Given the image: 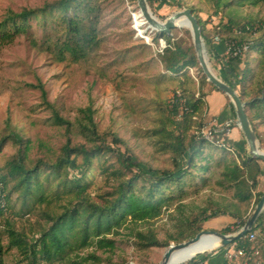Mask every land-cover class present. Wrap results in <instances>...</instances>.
<instances>
[{
  "label": "rangeland",
  "instance_id": "rangeland-1",
  "mask_svg": "<svg viewBox=\"0 0 264 264\" xmlns=\"http://www.w3.org/2000/svg\"><path fill=\"white\" fill-rule=\"evenodd\" d=\"M51 1L54 0H0V21L9 10L17 12L24 7L34 8ZM165 1L166 3L156 1L150 6L146 0L155 18L164 21L174 12L192 8L194 14L203 22L204 31L209 33L214 43H218L214 40L217 34L214 30L215 25L225 24L230 17L239 24L247 20L264 23V1L257 4L249 2L239 4L238 0H222L219 3L217 0ZM224 1L228 4L222 3ZM97 2L100 10L96 24L98 44L84 57L74 59L67 52H60L64 35L55 18H48L46 22L31 18L26 32L16 34L10 40L0 41V138L15 131L24 140L28 139L30 141L26 159L28 165L37 159L46 161L56 159L62 144L66 141V132L63 126L53 122L51 108L44 101L39 87L42 85L46 90L47 100L61 116L70 121L81 116L79 108L87 105L90 95L95 109L94 120L100 134L116 133L125 142L119 144L120 149L123 151L128 147L137 161L148 162L158 168L172 169V152L163 150L161 139L166 133L178 132V129L174 128V121L181 119L180 114L175 116L170 114L169 99L175 90L179 89L187 97L192 95L195 97L197 92L204 93L199 120L201 125L209 127L216 118L222 121L232 120L234 128L226 137L231 145L239 140L240 149L233 145L236 153L230 154L240 163L236 154L242 150L249 153V147L246 141L243 142L244 136L236 123L235 110L230 104L229 97L222 91L214 89L212 83L207 81L202 87L199 85V80L204 74L199 63L185 67L179 74H171L164 68L160 60L161 53L157 51L160 32L156 28L148 27L147 22L139 23L141 17L136 18L140 10L137 0ZM218 34L220 38H224L227 31L222 30ZM170 36L171 41L174 38V43H179L182 48H189L190 53L195 52L188 27L176 26L171 29ZM204 46L212 71L223 79L219 76L221 66L208 55L205 42ZM257 57V53L250 51L245 64V57L239 64L241 70L246 65L254 71L253 77L245 82L243 87L241 85L236 88L238 93L240 91L246 93V99L259 92L257 85L260 83V77L255 67ZM209 106L216 107L217 110L220 106L224 108L214 115L209 113ZM8 117L9 125H6ZM194 129V126H190L187 130L185 142L192 139ZM254 134L259 145L264 148V119L256 122ZM167 137L171 139L169 134ZM71 139L72 143H84L79 134H71ZM109 142L110 136H106V143ZM18 145L12 139H7L2 145L0 172L5 170L4 164L16 153ZM204 151L211 153L214 158L222 153L220 147L216 146ZM105 153L94 161L87 178L89 180L87 189L98 200L101 199L98 195L110 190L112 185V182L104 180L98 172V165L103 159H107L108 163H116L110 152ZM259 164L261 173L258 175L256 188L252 191L253 197L248 201L239 202L232 189L218 183L222 179L221 168L215 170L209 184L198 191L194 192V186L186 187L189 193L178 207L174 208L175 205H172L169 210H165L159 218L151 222L158 238L162 241L168 239L167 246L137 249L132 243L133 236L129 230L133 226L144 228V224L138 223L128 224L119 230V234L112 235L116 241L112 250H94V247L90 246L81 249L79 254L86 255L95 251L102 259L99 264H158L165 248L172 243L176 244L169 238L175 234L177 220L198 215L204 206L213 210L218 206L220 215L203 222L199 221L198 225L202 229L219 231L228 227L230 230L228 233L235 232L242 226L241 221L247 219L256 205L254 193L264 192V161L260 159ZM70 174L78 176L79 169L71 170ZM62 195L66 199V195ZM12 198H15V194ZM64 201L55 199L48 204L35 205L29 213L15 216L13 211L19 209L18 200L12 210L9 212L6 210L3 216H0L2 243L6 244L7 241L6 235L2 232L5 217L12 219L18 229H23L30 236L36 237L35 230L46 223L43 212L60 211L59 205ZM174 203H178L177 199ZM255 233L257 238L255 236L251 246L254 245L258 253L251 255L250 260L258 264L262 258L260 251L263 234L259 229H256ZM215 252L206 251L198 256ZM3 259L4 264L26 263L14 248L4 253ZM241 262L242 258L235 259V264ZM243 262H246L245 259ZM38 264L59 262L49 263L40 260Z\"/></svg>",
  "mask_w": 264,
  "mask_h": 264
},
{
  "label": "trees",
  "instance_id": "trees-1",
  "mask_svg": "<svg viewBox=\"0 0 264 264\" xmlns=\"http://www.w3.org/2000/svg\"><path fill=\"white\" fill-rule=\"evenodd\" d=\"M156 1L166 3L165 0H147L150 6ZM221 1L217 0V3ZM259 1L264 0H238V3L257 4ZM222 3L228 4L227 1ZM98 6L97 0H54L34 8L24 7L17 12L9 10L0 21V41L10 40L16 34L26 32L31 18L44 22L48 18H55L62 27L64 35L60 52H67L72 58L79 59L98 44L96 25L100 12ZM191 11L194 14L192 8ZM194 16L200 26L208 55L217 62L218 66H221L219 76L228 81L235 90L237 86L243 87L244 83L254 75L252 68L246 65L242 70L239 68L243 57L245 64L250 51L258 54L255 67L260 77V83L257 85L259 92L247 99L244 91L237 92L245 103L246 114L255 131L256 122L264 119V23L247 20L239 24L230 17L225 24L215 25L214 30L217 34L226 30L228 36L221 37L218 43H214L209 33L204 31L200 17L197 14ZM246 26L249 27V31L246 30ZM234 27L240 28L242 32L235 33ZM159 34L167 43V47L160 54V60L166 71L179 74L187 66L198 65L195 52L190 53L189 48H182L179 43H174V38L171 41L170 34ZM228 38L237 39L239 42L251 40L252 43L243 57H227L222 52L225 50L224 41ZM205 82L207 79L203 74L199 85L202 87ZM39 87L44 101L51 108L53 122L65 128L66 141L54 161L37 159L33 164L28 165L26 164L30 148L28 139L24 140L15 131L0 138V149L7 139L19 144L16 153L4 164L5 170L0 172V216H3L6 210L8 212L12 210L18 200L19 209L13 211L15 216L29 213L35 205L48 204L55 199L60 202L65 201L60 203V211L43 212L46 223L35 230L36 237L30 236L23 229H18L12 219L5 217L2 232L6 235L7 241L3 244L0 238V264H4V253L12 248L26 260L25 264H38L40 260L49 263L59 262V264H99L102 259L95 254V251L86 255L79 254V251L90 246L94 247V250H112L116 244L112 235L119 234V230L128 224H144V228L133 226L129 230L133 236L132 243L137 249L167 246L168 239L160 240L151 222L159 218L165 210H169L172 205H175L174 208L178 207L181 200L189 193L186 187L194 186L196 192L201 187L207 186L211 175L218 168H221L222 176L218 183L232 189L233 195L239 202L248 201L253 197L252 191L256 188L258 175L261 173L260 159L242 150L240 151L242 153L236 154L240 162L238 163L230 151L224 148H220L221 155L214 158L211 153H204V150L215 145L196 139V131L201 126L199 120L204 93H200L199 97L193 95L187 97L182 91L186 97L187 109H182L179 105L169 107L170 114L172 116L180 114L181 119L174 121V128L178 129V132L166 133L161 139L163 150L172 152L173 168L167 169L137 161L128 147L122 151L119 144L125 142L116 133L100 134L94 120L95 109L90 95L87 105L79 108L81 116L70 121L61 116L47 100L44 87L42 85ZM214 89L217 88L214 86ZM230 104L233 107L231 101ZM6 125H9V117L6 119ZM190 126L195 127L192 139L185 142ZM73 133L79 134L84 139V143H72ZM167 134L171 139H168ZM106 136H110L109 143H106ZM243 142L245 143V140ZM233 145L240 149V143L234 141ZM105 152H110L115 157L116 163H108L107 159H103L98 165V172L104 180L112 182L111 189L99 194L101 199L98 200L87 189L89 187L87 178L94 161L106 154ZM73 169H79L78 176H71L70 172ZM13 194H15L14 199ZM62 194L66 195V199ZM262 194L263 192L260 191L254 193L256 203ZM176 199L178 203H174ZM210 208L202 207L199 216L178 219L175 234L170 235L169 239L179 243L195 236L202 230L198 225L199 221L203 222L220 215L218 206L214 210ZM245 221L246 219L241 221V224L243 225ZM256 229L263 234L260 251L262 258L258 264H264V210L260 212L249 231L257 238ZM229 231L228 227L219 230L221 233ZM253 240L249 241L247 237L242 236L224 247L221 246L222 248L219 247L216 256L214 259L211 258L208 264H235V259L224 258L225 247L235 244L236 247L249 249ZM196 258L199 262L206 261L210 255L193 256L191 262L197 261ZM243 260L240 264H257L250 259L245 260L246 262ZM181 264L187 263L181 262Z\"/></svg>",
  "mask_w": 264,
  "mask_h": 264
},
{
  "label": "water",
  "instance_id": "water-1",
  "mask_svg": "<svg viewBox=\"0 0 264 264\" xmlns=\"http://www.w3.org/2000/svg\"><path fill=\"white\" fill-rule=\"evenodd\" d=\"M137 1L140 6V10L138 14L141 13L146 16L148 15V13L150 15L152 14L151 10L149 9L146 3V0H137ZM180 15H184L187 18V20L190 22L189 31L192 37V42H193L194 49L196 52L197 60L206 76L207 81L212 83L218 90L222 91L229 97L233 105V108L235 110L236 119L238 121V126L243 133L244 140L248 144L249 153L253 157H256L264 161V150H262V147L259 145L258 140L254 134L249 118L245 111V103L241 100V98L239 97L234 87L228 81L219 78L210 68L208 60L205 57L206 52H205V46H204V39L201 35L200 26L197 22L196 17L192 13L191 9L183 8L182 10L174 12L171 15H169L164 21L159 20V21H155L151 23L152 27L156 28L160 33L170 34L171 29L175 27V23L173 19ZM263 208H264V192L261 195L259 201L256 203L253 211L247 217L245 223L235 232L221 233L216 230L202 229L190 239L176 243V244L172 243L171 245L166 247L163 252L162 258L158 264H166L168 258L170 257L172 251L175 248H182V247L189 245L190 243L198 241L201 238L202 234H213L216 237H218L220 239L219 246H226L232 243L237 238L245 235L252 228V225L254 224L255 220L257 219L258 215L263 210ZM200 253L201 252H196L195 255L193 256H196Z\"/></svg>",
  "mask_w": 264,
  "mask_h": 264
},
{
  "label": "built area",
  "instance_id": "built-area-1",
  "mask_svg": "<svg viewBox=\"0 0 264 264\" xmlns=\"http://www.w3.org/2000/svg\"><path fill=\"white\" fill-rule=\"evenodd\" d=\"M246 30L249 31V27L246 26ZM233 31L237 34L241 33L242 30L240 28L234 27ZM253 35H255V32H253ZM215 42H219L221 40L219 34H216L214 36ZM252 41H242L239 42L237 39H226L224 41L225 50L224 53L227 57H242L244 56L251 45ZM167 47V43L163 38L159 39V42L157 44V51L159 53H163L164 49ZM195 97H199V92L195 94ZM203 99V98H202ZM175 105H179L182 109H187L186 105V97L183 95V92L179 89H176L175 92L171 95L169 99V107H173ZM238 125V121H236ZM234 128V125H232L231 119H226L224 121L215 119V122L211 126L201 125L197 131H196V139L205 140L217 147L224 148L230 152L236 153L234 146L231 145L228 142V139L226 136L230 134L232 129ZM239 226V225H237ZM250 231V230H249ZM248 231V232H249ZM247 232V233H248ZM247 237L249 241H252L255 237L254 233L249 232L247 235H243ZM221 246H218L215 249H218ZM258 253L257 248L255 246H251L249 249H246L245 247H236L235 245L231 244L224 249V258L227 260L236 259V258H242V259H250L251 255ZM191 259H188L186 261H183L182 263L189 264L191 262ZM197 261L191 262V264H207L206 261H200L196 258ZM181 264V263H180Z\"/></svg>",
  "mask_w": 264,
  "mask_h": 264
},
{
  "label": "bare ground",
  "instance_id": "bare-ground-1",
  "mask_svg": "<svg viewBox=\"0 0 264 264\" xmlns=\"http://www.w3.org/2000/svg\"><path fill=\"white\" fill-rule=\"evenodd\" d=\"M148 13V12H147ZM141 17L139 23L147 22L149 26L152 27L153 22L159 21L157 18L153 17V14L146 16L144 14H138L136 18ZM149 19V20H148ZM145 20V21H144ZM176 26H186L190 29V22L184 15L177 16L173 19ZM206 57V56H205ZM264 150V148H262ZM220 244V239L213 234H202L201 238L189 245L182 248H175L170 257L168 258L166 264H179L183 261L190 259L196 252L204 253L206 251H213Z\"/></svg>",
  "mask_w": 264,
  "mask_h": 264
},
{
  "label": "crops",
  "instance_id": "crops-1",
  "mask_svg": "<svg viewBox=\"0 0 264 264\" xmlns=\"http://www.w3.org/2000/svg\"><path fill=\"white\" fill-rule=\"evenodd\" d=\"M224 52H222V54H223ZM213 94H215V90L213 91ZM212 94V96H214ZM208 97V96H207ZM208 102V101H207ZM224 108V106H220L219 108H218V110H217V108L216 107H211V106H209V113L210 114H214V115H216V114H218V112H220L222 109ZM221 114V113H220ZM237 140V139H236ZM235 142H238L239 143V140H237V141H235ZM216 256V252L214 253V254H210V258L209 259H207L206 260V262H209V260L212 258V259H214V257Z\"/></svg>",
  "mask_w": 264,
  "mask_h": 264
}]
</instances>
